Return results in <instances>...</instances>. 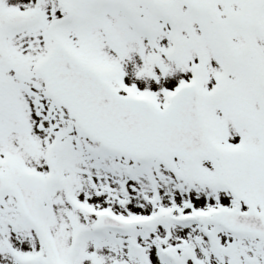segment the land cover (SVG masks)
I'll return each instance as SVG.
<instances>
[{
	"label": "snow or ice",
	"instance_id": "obj_1",
	"mask_svg": "<svg viewBox=\"0 0 264 264\" xmlns=\"http://www.w3.org/2000/svg\"><path fill=\"white\" fill-rule=\"evenodd\" d=\"M0 264H264V0H0Z\"/></svg>",
	"mask_w": 264,
	"mask_h": 264
}]
</instances>
